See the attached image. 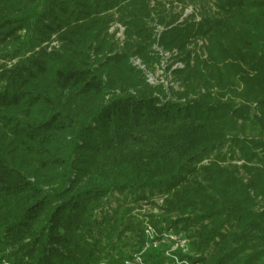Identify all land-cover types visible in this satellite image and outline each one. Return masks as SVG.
<instances>
[{
    "label": "trees",
    "instance_id": "trees-1",
    "mask_svg": "<svg viewBox=\"0 0 264 264\" xmlns=\"http://www.w3.org/2000/svg\"><path fill=\"white\" fill-rule=\"evenodd\" d=\"M154 44L170 97L129 63ZM134 257L264 264V0H0V264Z\"/></svg>",
    "mask_w": 264,
    "mask_h": 264
},
{
    "label": "rangeland",
    "instance_id": "rangeland-1",
    "mask_svg": "<svg viewBox=\"0 0 264 264\" xmlns=\"http://www.w3.org/2000/svg\"><path fill=\"white\" fill-rule=\"evenodd\" d=\"M169 4L171 6L170 9L176 12L181 19H183L185 16L193 15L195 17L193 19L195 21H199V11H200L199 5L189 4L187 6H182L175 2ZM166 7L169 6L166 5ZM161 31H162L161 27L159 26L155 27V32L157 36ZM108 33L113 36L111 40L116 43L117 47L119 49H122L125 43L124 28L121 27L119 24L115 23L109 28ZM206 46H207L206 40L197 39L194 42H190L188 44V46L186 47V51L191 54V57L197 54L200 55V57L204 58L206 56V52H205ZM152 50H153V55H155V57H153L154 60L151 63H149V65L144 64L141 61V59L135 56L130 57L129 63L132 65V67L142 72L144 81L147 84V86L149 87L162 86L166 95L170 97L171 91L178 92L182 90L179 89V85L173 77V72L177 70H182L185 67L186 63L179 58L183 54L179 55V53L175 50H172L170 52L165 51L157 44L153 45ZM190 63L192 62L190 61ZM154 202L157 204L161 203L159 199L154 200ZM149 213L159 214L158 211L150 205L149 201L148 203H145V201L140 202L138 204V207L134 211V214L137 215H146ZM169 240L171 241V239H168V242H170ZM130 242H133V239H130ZM140 263L141 261L137 260L136 257H134V259L129 262V264H140ZM2 264H6V263L3 262Z\"/></svg>",
    "mask_w": 264,
    "mask_h": 264
},
{
    "label": "built area",
    "instance_id": "built-area-1",
    "mask_svg": "<svg viewBox=\"0 0 264 264\" xmlns=\"http://www.w3.org/2000/svg\"><path fill=\"white\" fill-rule=\"evenodd\" d=\"M175 64H177V63H175ZM145 232H146L147 236L152 238L153 232H152V230L150 228H147ZM165 237H167V239H171V241H173V243H174L172 248H171V250H174L176 248H179V249H184L185 248V240L182 239L181 237H176V236H173V235H165L164 238ZM137 260L140 261L139 258H137Z\"/></svg>",
    "mask_w": 264,
    "mask_h": 264
}]
</instances>
